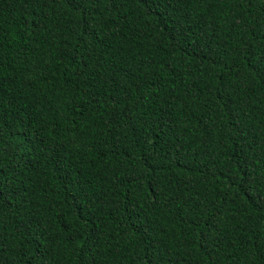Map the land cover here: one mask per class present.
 Wrapping results in <instances>:
<instances>
[{"label": "trees", "instance_id": "trees-1", "mask_svg": "<svg viewBox=\"0 0 264 264\" xmlns=\"http://www.w3.org/2000/svg\"><path fill=\"white\" fill-rule=\"evenodd\" d=\"M0 264H264V0H0Z\"/></svg>", "mask_w": 264, "mask_h": 264}]
</instances>
